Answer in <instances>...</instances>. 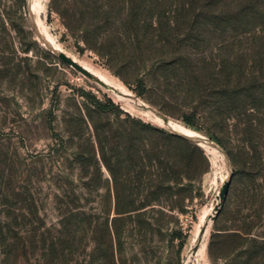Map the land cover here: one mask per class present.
<instances>
[{
  "label": "rangeland",
  "instance_id": "1",
  "mask_svg": "<svg viewBox=\"0 0 264 264\" xmlns=\"http://www.w3.org/2000/svg\"><path fill=\"white\" fill-rule=\"evenodd\" d=\"M137 4L131 11L125 0H0V155L14 161L19 185L29 175L46 226L58 224L57 195L69 189L80 195L81 209L93 220L81 223L68 264H264V99L222 123L209 112L223 83L212 73L221 53L218 36L176 27L172 44L133 42L134 29L124 21L145 17ZM182 50L202 52L211 66L200 88L206 102L196 98L200 90H191L196 84L187 85L182 73L160 63ZM263 68L254 70L261 89ZM84 93L111 99L124 113L98 112ZM125 113L164 132L139 127ZM186 115H193L194 128L185 126ZM171 123L202 139L187 138ZM93 124L111 132L115 184ZM88 139L103 180L87 186L91 171L82 174L73 156ZM237 146L245 153L232 162L225 147L233 152ZM249 147L259 154H246ZM146 151L159 157L143 158ZM136 152L141 159L131 155ZM62 178L71 184L64 187ZM108 186L111 239L105 253L97 217ZM139 207V219L136 211L118 213ZM14 264L28 263L21 255Z\"/></svg>",
  "mask_w": 264,
  "mask_h": 264
},
{
  "label": "trees",
  "instance_id": "2",
  "mask_svg": "<svg viewBox=\"0 0 264 264\" xmlns=\"http://www.w3.org/2000/svg\"><path fill=\"white\" fill-rule=\"evenodd\" d=\"M125 2L131 11H134L139 6L137 3L140 2L145 11V17L131 15L124 21L129 28L134 29L132 33L129 32V38L133 42L155 41L164 45L172 44L175 31L173 28L176 27L186 28L190 35L199 36L206 33L213 37L218 36L221 53L219 63L214 65L212 73L220 76L223 83L219 98L209 104V112L211 110L217 113L222 123H225L229 115L239 119L240 115L247 113L248 110H255L261 105L264 89L258 88L254 79V70L258 67L261 70L264 67V0H125ZM170 11L173 17L171 20ZM147 58H149L148 54L145 60ZM160 63L170 65L182 73L187 85L196 84V89H191L193 91L202 89L201 82L211 69L202 52L188 50L179 51L170 59H161ZM153 73H149V76ZM259 74L264 73L262 71ZM138 87L141 90L145 89V82L142 79L138 80ZM84 96L98 112L112 110L124 113L111 99L102 102L89 93H84ZM196 98L206 102L203 99V90H200ZM125 114L139 127L164 132L151 123L132 119L129 114ZM184 123L188 128H194L193 115L184 116ZM92 128L101 161L115 184V169L110 161L111 132L108 128L94 124ZM77 136L81 138L79 134ZM218 142L223 145L220 139ZM85 143L88 146L77 144L78 148L73 157L82 174L86 175L91 171V177L85 182L88 186L96 181L101 183L103 179L95 148L91 140L88 139ZM225 149L232 162L234 156L245 153V148L239 146L233 147L235 153L226 147ZM252 153L259 154L254 147H249V152L246 151V154ZM131 155L141 159L138 152ZM152 155L159 157L155 151L150 153L146 151L143 158L151 159ZM211 155L220 161L219 157L213 153ZM154 160L156 161L155 157ZM19 173L12 159L6 154L0 155V264H14L21 255L28 264H68L72 255H76L78 250L80 225L83 221L91 222L92 215L81 209L80 195L69 189L57 195L58 224L46 226L39 214L36 197L29 189V175L26 184L21 186ZM61 182L64 187L71 184L63 178ZM107 182L109 179L106 180ZM124 196L128 197V195ZM110 197L108 186L104 196L105 208L102 215L97 217L102 218L98 229V241L105 253L110 252ZM131 201L132 198L129 196L127 202ZM141 208L127 209L118 213L130 215V212L136 211L139 219L142 215L139 211ZM195 253H198V247ZM36 254L39 257L31 261L30 255Z\"/></svg>",
  "mask_w": 264,
  "mask_h": 264
},
{
  "label": "bare ground",
  "instance_id": "3",
  "mask_svg": "<svg viewBox=\"0 0 264 264\" xmlns=\"http://www.w3.org/2000/svg\"><path fill=\"white\" fill-rule=\"evenodd\" d=\"M172 126H174L176 128L177 131H179L182 135L186 136L187 138H197V139H202L200 135H198L197 133L187 129V128H184L182 126H178V125H175V124H172Z\"/></svg>",
  "mask_w": 264,
  "mask_h": 264
},
{
  "label": "water",
  "instance_id": "4",
  "mask_svg": "<svg viewBox=\"0 0 264 264\" xmlns=\"http://www.w3.org/2000/svg\"><path fill=\"white\" fill-rule=\"evenodd\" d=\"M229 180H230V175L228 176L227 180L225 181L224 183V186H223V189H222V192L220 193V200H222L224 194L226 193L227 191V188H228V184H229Z\"/></svg>",
  "mask_w": 264,
  "mask_h": 264
}]
</instances>
